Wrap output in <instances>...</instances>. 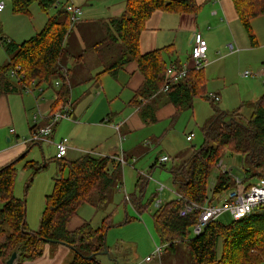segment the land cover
Returning a JSON list of instances; mask_svg holds the SVG:
<instances>
[{"label":"trees","instance_id":"1","mask_svg":"<svg viewBox=\"0 0 264 264\" xmlns=\"http://www.w3.org/2000/svg\"><path fill=\"white\" fill-rule=\"evenodd\" d=\"M8 1L14 15L32 17L31 7L36 4L48 16L46 25L37 35L19 44L4 37L0 29V51L8 58L0 66V95L16 92L12 79L23 89L35 87L55 91L49 116L43 120V125L32 127V132L47 126L51 115L71 104V70L64 69L63 57L67 50V38L77 23L71 24L66 10L68 0L64 6L59 0ZM232 1L249 40L256 46L252 22L264 17V0ZM200 8L196 0H127L119 16L103 22L104 38L91 47L103 68L95 76L97 79L105 74L116 77L127 63L137 62L144 82L136 92L133 104L138 106L147 125L156 123L155 107L150 102L169 83L167 70L170 67L180 70L182 65L167 63L164 54L170 47L141 54V35L156 12L196 16ZM53 9L57 10L56 14L49 16ZM11 71H15L18 78H11ZM56 82H59V87L55 86ZM163 95L176 110L172 123L184 112L192 110L196 99L217 103L213 96L207 94L204 69L190 72ZM139 97L144 102H137ZM244 107L250 108L252 114L243 122L239 116ZM204 138L203 145L195 148L192 157L170 172L175 195L183 199L176 197L151 214L159 241L168 249L178 243L185 244L191 264H262L264 208L229 224L216 221L198 237L193 235V227L197 224L199 213L181 218L180 212L187 201L199 206L211 205L234 187L232 172H220L211 194H208L209 178L225 150L241 158L246 181L264 180V95L256 102L241 104L232 112L216 107L214 118L204 127ZM25 155L0 168V202L3 205L0 210V260L7 263L12 254L17 253V264H23L40 258L47 245L65 244L73 254L65 264H101V253L109 251L106 236L113 227L110 223L112 214H108L100 228H94L91 222H84L70 231L68 225L81 206L88 204L101 209L109 203L111 192L123 186L124 166L117 158L92 154H85L74 161L54 159L58 163L54 189L46 197L40 228L33 232L27 224L25 201L14 196L16 165ZM156 163L152 168L156 167ZM29 165L35 172L42 169L34 168L32 162ZM159 167L164 168V165ZM141 180L139 177L136 186L138 195L128 198L139 216L149 210L159 195L157 193L150 202L143 204V189L139 190ZM131 221L128 217L126 223Z\"/></svg>","mask_w":264,"mask_h":264},{"label":"crops","instance_id":"2","mask_svg":"<svg viewBox=\"0 0 264 264\" xmlns=\"http://www.w3.org/2000/svg\"><path fill=\"white\" fill-rule=\"evenodd\" d=\"M126 1L127 0H104L105 10H120V13L118 12L117 15H113L117 17L123 12ZM196 3L201 7L196 16L162 12L154 13L152 18L147 22L146 30L142 33L139 41L141 54H147L170 47L164 54V58L167 63H179L183 66L190 57L193 38L196 33H200L207 41L208 52L210 50L212 51V49L213 51L216 50L218 47V40L224 38L227 42H230L231 39L235 40V38L240 36L241 28H243V26L239 20L238 13L232 0H196ZM7 7V4H5V9L0 12V15L6 12ZM9 13L12 15L11 10ZM9 15L10 14H7V16L5 15L4 19L7 22L12 21V24L15 26L14 35L10 34L9 36L3 33V36L18 44L26 41L20 34L22 33L23 28H26L29 25L31 28V25H33L30 22L32 20L29 22L25 20L30 19L31 17L27 18L25 16L18 15H12L10 17ZM112 17L92 21L93 23H87L86 27H82L86 30L80 34L82 37H80L79 41L81 43L83 40L86 41L84 43L87 44V47H85L86 49H83L84 46L77 48L78 50L75 53L74 51L76 49H74L71 53L73 54L71 55V58L67 59L65 63L63 62L64 69L71 70L70 102L72 104L73 112L72 119L70 120L72 127L70 135L74 136L73 132H76L77 130L80 135V138H78L81 140V144L74 140V143L69 146L67 156L69 153H72L74 156H77L74 160L79 159L85 154H92L96 157L123 158L127 162V165L132 163V166H136L139 162L147 159V157L158 150L161 144L164 143L166 137L169 135V132L174 129L178 120L175 121V123H172L176 110L169 102L168 98L164 96L163 93H159L152 97L150 102L155 107L156 123L151 125L145 124L141 118L138 106L133 104L135 94L144 82V77L139 71L137 62L131 61L127 63L118 72L116 77L105 74L98 79L95 78V76L100 73L103 68L97 60L95 54L91 51V47L104 38L103 22ZM23 18L24 20H22ZM262 19H264V17L256 19L252 22V29L256 37L257 45L253 46L250 40H239L241 45L237 44L238 46H236L238 48V52L234 54L228 53L229 55L238 54V61L240 62H242L243 59L250 60V66H252L253 69H257L260 73L258 74V77L252 78H258L260 81H264V58L263 60L260 58L262 55L264 56V52H262L264 51V20ZM81 21L82 18L78 23ZM15 28L19 31L18 35L15 34ZM92 28L93 31H89V29ZM261 35H263L262 39ZM86 55L88 60H85ZM7 61L8 58L5 55L3 65ZM87 61L90 64V67H86L89 66L86 65ZM223 61L224 60L220 59V57L214 58L213 52H211L209 57L207 53L206 66L204 69L205 78L208 77L206 76V70H208L207 72H211L209 74L210 77H221L223 79L222 70L215 73L212 72V68L219 65ZM108 77H111L112 80ZM207 79L208 78H206V80ZM260 81H250L251 88L247 94L254 99H250L249 101L241 100L238 103L240 106L243 103L256 102L264 95V83H261ZM206 84L210 83L206 82ZM13 85L17 87L16 92L0 95V168L14 161L19 155H23L28 151L27 144H25V142H21L19 139V132L24 130L26 126L24 122L28 118V115L33 113L32 126L29 128L30 131L35 125H43V120L49 116L51 106L55 100V91H44L43 88L36 89L35 87H32V93H29L26 89H23L20 84L13 82ZM224 89L225 85L223 88L219 89V92H226ZM207 94H209V96H213L214 98H219V102L222 100L219 93H209L207 91ZM136 101L144 102L141 97L137 98ZM35 117H38L37 121H35ZM81 122L87 123L81 124ZM165 123L167 126L162 133H160V135L152 130L153 126ZM58 125L54 127L53 133L50 136L51 143H54V139L56 137L54 130ZM117 127H119V130L116 129ZM113 132L117 133V138ZM11 136L16 138V143L9 147L6 144L12 143ZM6 140L7 143L5 144ZM61 140H59V142ZM89 141L92 145L88 148L82 146ZM116 148L117 150H115ZM192 148L193 149L190 151L177 153L176 156H178L179 166L192 157L196 147L193 146ZM81 152H83V154L78 155V153ZM163 156L168 157V155L164 154L162 157ZM160 158L157 157L155 161V163L157 162L156 167L152 168L155 163L151 165L150 168L152 170L160 166L158 163ZM139 175L143 176L141 173H139ZM212 205H214V203ZM90 206L92 207V210L96 209L95 206ZM86 218L87 219L80 218L75 225L71 224L72 219L68 225V229L70 231H74L84 222L92 223V220L88 219L89 217ZM127 218L128 217H126V220ZM29 228L33 232H37L34 231L36 230L34 227ZM180 244L185 245L183 243H178L175 244L172 249H168V247H165L162 244L161 245L166 251H175L177 245ZM162 248H159L160 258L163 257V254L161 253ZM185 253H188L187 259H190L188 250ZM72 255V251L68 247L63 245H47L40 258L23 264H65L66 261L72 257ZM17 263L18 262L16 261L15 264ZM111 263L116 264L120 262L117 257H113L112 260H110V264ZM0 264L6 263L0 260Z\"/></svg>","mask_w":264,"mask_h":264},{"label":"rangeland","instance_id":"3","mask_svg":"<svg viewBox=\"0 0 264 264\" xmlns=\"http://www.w3.org/2000/svg\"><path fill=\"white\" fill-rule=\"evenodd\" d=\"M2 1L3 3L5 2L4 4H7L8 7L6 12L0 15V29L3 33L9 36L10 34L14 35L15 26L12 24V21L7 22L4 19L5 15L7 16V14H10L9 16L11 17L14 14L12 13L11 15V13H9L11 10L9 1ZM66 1L67 0H60L61 5L64 6ZM71 1L79 6L83 10L84 14L82 17V21L73 26L67 38V50L63 57L64 63L67 59L71 58V55H73L71 53L74 49H76L74 53L78 50L77 48L84 46L83 49H86L85 47H87V44H84L86 41L83 40L82 43L79 41L80 37H82L80 36V34L85 32L86 30L82 27H86L87 23H93L92 21L107 19L115 14L117 15L118 12L120 13V10H105L104 0ZM31 12L32 17L25 20H27L28 22L32 20L30 22L33 25H31V28L30 25L26 28H23L22 33L20 34L21 37L24 38V40H28L34 35H37L44 28L48 20V16L42 13L39 10L38 5L36 4L31 7ZM56 12L57 10H51L49 16L56 14ZM22 20H24V18ZM15 31V34L18 35L19 31H17L16 28ZM89 31H93V28L89 29ZM262 36L263 35H261V39ZM239 40H249L248 34L244 31L243 28H241V33L238 38H235V40L231 39L230 42H227L224 38H222L218 40V47L216 48V50L213 51L212 49V51L210 50L208 52V57L211 55V52H213L214 58L220 57V59L224 60L219 65H216L212 68L213 73L222 70L223 79L221 77H210L209 74L211 72H207L208 70H206V76H208L206 77L208 78V81L206 80V82L210 83L206 84V90L209 93H219L222 99L221 102L216 103L213 100L204 101L196 99L193 103L192 110H188L181 115L174 129L169 132V135L166 137L164 143L161 144V146L155 153L151 154L149 157H147V159L139 162L136 166H132V163L124 166L123 186L117 187L111 192L109 203L107 205L105 204V206L101 209L92 210V207L90 205L85 204L80 207L77 216L73 218L71 224L75 225V223H77L80 218L87 219L86 217H89L88 219L92 220L91 225L94 228H98L102 224V220H104L108 216V214H112L110 223L113 227L108 230L106 236V245L109 249V255L100 256L99 259L101 264H110V260H112L113 257H117L120 262L116 264H190V259H187L188 253H185L187 252L185 245H177L175 251H166L165 248H162L163 246L161 245L159 238L154 230V225L151 218L152 212H154V210L156 209L155 203H151L149 210L142 216H139L128 198L132 197L134 194L138 195L136 186L138 178L141 177L142 180L139 182V190L143 189V204H147L151 201L152 198H154L155 195H157L156 192L160 185H164L166 187V190L157 196L156 201L162 200L164 204L172 199H175L177 196L175 195L172 186V176L170 172L173 168H177L179 166L178 156H176L177 153L190 151L191 149H193V146L199 148L203 145L205 141L204 127L209 124V122L214 118L216 107L220 110L232 112L240 107V104L238 103L241 100L249 101L250 99H254L247 94V92L251 88L250 81L257 80V82H259L260 80L258 78L253 79L252 77H246L245 79L243 74L245 72L254 74L260 73L257 71V69H253V67L250 66V60L243 59V61L240 62L238 61V54L229 55L228 51L226 50L228 43H234L236 46L241 45L239 43ZM86 57L85 60H88V57ZM260 58H262L263 60L264 56L262 55ZM4 60V52L0 51V66L3 65ZM187 61H189V59ZM86 65H89L86 67H90L88 61ZM108 78L112 80L111 77ZM12 82H16V80L12 79ZM260 82L264 83V81ZM224 85V90L226 92H219V89L223 88ZM49 91L54 92V90ZM251 114L252 110L248 107H244L240 112L239 119L244 122L251 116ZM32 115L33 113L28 115V118L24 122L26 125L24 130L19 132V139L21 140V142L28 141L31 138V132L29 131V128L32 126L33 122ZM84 123L87 122H81V124ZM166 126V123L159 125L157 124L152 127V130L160 135V133H162ZM71 129V121H63L54 130L56 137L54 139V143L52 142L53 144L51 142H43L34 146H32L31 144H27L28 147L30 146L28 153L16 165L17 179L15 183L14 196L19 200L25 201L27 224L28 227H34L36 229L34 231H38L40 228L41 218L46 207V197L53 192L55 178L58 173V163L56 162V160H54V144L58 143L61 139L68 140L69 146L74 143V140L79 143L81 142V140H79L80 135L77 130L76 132H73L74 136L70 135ZM113 133L117 138V133ZM190 135H193V141L187 142L186 138ZM11 138V144H8L7 140L5 142V144L7 143L6 145H8L9 147L13 146L16 143V138L13 136H11ZM90 145L92 144L89 141L82 146L88 148ZM115 150H117V148ZM79 154H83V152L78 153V155ZM163 154L168 155V157L170 158L169 163L163 164L164 168L158 166L157 168L152 170L150 168L151 165L155 163L157 157L160 158ZM21 156L22 154L19 155L16 159ZM75 158H77V156L69 153L66 159L72 161ZM30 162L33 163L34 168L42 169L39 172H35L32 168H29ZM224 171H231L234 177L243 179L244 177L242 174L241 158L238 156H232L229 151L225 150L223 158L209 178V195L211 194V191L216 184L219 173ZM138 172L141 173L144 177L140 176ZM66 175L67 171L65 172L64 176ZM255 182L256 180H251L248 183L254 184ZM227 194L228 191L225 192L217 200H215L213 202L214 205H218L222 201H224L227 197ZM2 207L3 205L0 202V210L2 209ZM126 217H129L132 221L129 223H125ZM133 218H136V220H133ZM218 221L222 224H229L231 221H233V217L230 214H227L222 216ZM159 248H162V258H160L159 255L155 254V252ZM262 264H264V262Z\"/></svg>","mask_w":264,"mask_h":264},{"label":"built area","instance_id":"4","mask_svg":"<svg viewBox=\"0 0 264 264\" xmlns=\"http://www.w3.org/2000/svg\"><path fill=\"white\" fill-rule=\"evenodd\" d=\"M60 2V0H59ZM5 9V4L0 2V12ZM66 10L70 16L71 24L78 23L83 15V10L75 5L71 0L66 5ZM229 54L238 52V48L234 43L227 44L226 47ZM208 53V43L200 33H196L193 38V44L189 61H187L180 70H176L174 67H170L167 70L169 83L162 89V93H166L170 86L183 80L186 76L193 71H201L206 66V58ZM65 72V70H64ZM244 77H258V74L245 72ZM11 78H18L15 71L10 72ZM56 87H59V82H56ZM27 92L32 93L31 89H26ZM219 102V98H215ZM72 107L68 103L62 110L55 112L50 116V123L38 130L31 132V138L25 141V144H41L43 142H51L50 136L53 133V129L56 125L63 121H70L72 119ZM38 117H35L37 121ZM119 130V127L116 128ZM193 135L187 137V141L191 142ZM55 156L54 159H64L67 156L69 150V142L66 139H62L60 142L54 144ZM117 160L126 166L127 162L123 158H117ZM169 158L163 156L158 160L159 165L168 163ZM244 178H234V187L228 191L227 197L218 205H210L209 203L204 206L193 204L189 201L186 202L185 207L180 212L181 218H187L195 212L199 213L197 224L193 227V235L198 237L202 235L205 229L212 223L218 221L222 216L230 214L234 221H240L250 217L257 209L264 208V180H257L254 184L248 183ZM166 190L164 185H160L157 189V193H163ZM179 200L183 198L177 196ZM163 204L162 200L155 202V207L160 208ZM155 254L160 255V249H157Z\"/></svg>","mask_w":264,"mask_h":264},{"label":"water","instance_id":"5","mask_svg":"<svg viewBox=\"0 0 264 264\" xmlns=\"http://www.w3.org/2000/svg\"><path fill=\"white\" fill-rule=\"evenodd\" d=\"M26 153H28V151ZM46 242H49V241H46ZM61 245L66 246L65 244H61ZM101 254L104 255V256H107V255H109V251L105 250ZM17 258H18V254L17 253H13L11 258L7 261L6 264H15V262L17 261Z\"/></svg>","mask_w":264,"mask_h":264}]
</instances>
